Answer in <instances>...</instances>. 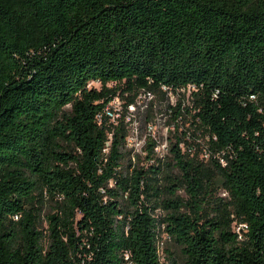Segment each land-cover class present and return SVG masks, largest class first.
Wrapping results in <instances>:
<instances>
[{"label":"trees","instance_id":"obj_1","mask_svg":"<svg viewBox=\"0 0 264 264\" xmlns=\"http://www.w3.org/2000/svg\"><path fill=\"white\" fill-rule=\"evenodd\" d=\"M144 93L190 124L147 167L109 114ZM163 233L264 264V0H0V264H163Z\"/></svg>","mask_w":264,"mask_h":264},{"label":"rangeland","instance_id":"obj_2","mask_svg":"<svg viewBox=\"0 0 264 264\" xmlns=\"http://www.w3.org/2000/svg\"><path fill=\"white\" fill-rule=\"evenodd\" d=\"M90 88H101L99 82H92L89 85ZM189 92H187L188 94ZM168 99H161L156 95L148 96L145 94L140 95L134 104L124 108V101L119 100L113 102V109L120 111L117 119H122L125 114V125L129 131V136L132 140V146H128L127 149L130 152L135 153L139 148L146 151L149 144L157 145L162 150V155L165 156V160H171V146L176 142V135H180L182 131H185L186 127L190 124L184 125L180 123V130H177V124L173 120L172 112L168 108L170 105L176 104V97L172 94H168ZM119 122V121H118ZM192 138L189 139L191 141ZM201 141V140H200ZM205 142V141H201ZM132 155V153H131ZM204 156V155H203ZM205 157H208L205 155ZM137 155L135 162H137ZM142 163H147L145 158H141ZM141 164V163H140ZM174 172L178 174V170ZM182 196L184 195L181 192ZM220 196L225 197L227 192L225 190L219 191ZM54 211L52 203L48 202L41 210V229L45 231L48 228L47 215ZM160 255L163 264H170V257H175L179 262L184 261V253L167 233H163L160 238Z\"/></svg>","mask_w":264,"mask_h":264},{"label":"built area","instance_id":"obj_3","mask_svg":"<svg viewBox=\"0 0 264 264\" xmlns=\"http://www.w3.org/2000/svg\"><path fill=\"white\" fill-rule=\"evenodd\" d=\"M145 95H148V96H152L151 93H144ZM120 99L119 98H116L114 100L115 101H119ZM109 114L112 116V119L113 121L117 124L119 123V119H117L119 117L118 114H120V111L116 110L114 113L113 112H110L109 111ZM126 145L127 147L128 146H132V140L129 136V133H128V136L126 138ZM132 153V158H133V162L135 163V158H136V155L137 157H141V158H145V160L147 161V163H142L141 162V166H145L147 167L150 163H157L159 160H162L164 161L165 160V156H163L161 153H162V150L158 148V146L156 145L154 147V150H153V154H152V158L151 159H146L147 156L149 155V151L146 149V151H144L143 149L139 148L135 151V153L131 152ZM159 251H160V242H159Z\"/></svg>","mask_w":264,"mask_h":264}]
</instances>
